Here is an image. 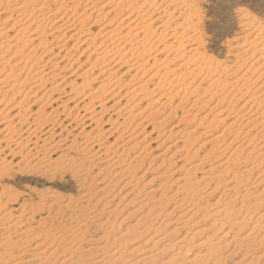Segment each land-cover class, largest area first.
I'll list each match as a JSON object with an SVG mask.
<instances>
[{"label": "bare ground", "instance_id": "6f19581e", "mask_svg": "<svg viewBox=\"0 0 264 264\" xmlns=\"http://www.w3.org/2000/svg\"><path fill=\"white\" fill-rule=\"evenodd\" d=\"M99 1H101V0H99ZM112 1H115V0H112ZM116 1H115L116 4L114 3L115 6L111 7L112 10L109 9L104 14L103 10H105V8H107L108 4L111 3L110 0H107L106 3H103L100 6H97L99 4H96V6H95V3L96 2L98 3V0H0V27H1L0 28V89L4 88L5 86L8 87L7 90H5L3 92H1V90H0V94H2L1 99H0V105L1 106L3 105V108L0 110V185L2 184L3 177H5V175H7V173L9 172L7 169L5 170V167H6L5 158L3 157L5 155V153H7L8 155H15L14 157L13 156L12 157L16 158L17 155H21L23 153V151L26 150L27 151L26 157H28V159L31 158L27 164L33 163V165L35 167H37L36 169L39 168L40 170H44V171H49L52 169L55 170L54 168L59 167V165H57V164H59L58 161L61 160V158H63V161H59V162H62L64 168L70 170L71 173L76 175L78 177V179H80L84 183V185L87 184V180L90 181V183L88 185L89 189H88L87 196H85L81 201V203L85 206H81L79 208V210H82V212H84V214L89 216V217L92 215L91 220L93 218H96V217L97 218L102 217L105 210H107L109 208V205H111L113 203V199H115L117 194L120 193V190L114 196H112L110 198H109V196L112 195L111 192H114L113 188H115L116 182H118V181L121 182L120 178H122L124 176H126L125 177V183L123 184V186L120 189L122 190L124 188V186L125 187L127 186L129 192H127L123 197H121L118 202L121 203V201L124 200L123 198H125V196L127 197V195L131 194L129 196L133 195L132 201L126 205H132L136 201L137 202L139 201V196H142L141 195L142 191L137 190V188L139 187L137 184H138V181L140 179H142L144 177V175L147 173L146 171H148L150 168L148 167L143 172V174H141L139 177L136 176L137 175L136 173L138 172V169L143 166L142 164H144V161H145V158L147 155V154H144L145 153L144 151L148 150V148H146V146H148V147H150V146L149 145L143 146L141 148V152L139 154L135 155L131 160H129L128 163H126V161L129 159L128 155H130V153L133 150L134 151L137 150L138 147L141 145V142L147 138L144 136L145 137V138L143 137L144 139L142 138L141 140L137 141L139 134H142L143 132H145V129H146V128L141 129V130H143V131H140L142 133H140V132L136 133L135 132L136 128H138L140 124L141 125L143 124L142 122L137 123L134 126V128L130 127L131 123H133L134 120L138 119V117L140 118V116L143 115L144 111L138 110L137 109L138 104H136V105H133V107L127 113H125L124 117L121 116L122 111H120V110H118V112L115 113L116 115H118L117 117L120 118V116H121L122 120H123V122L120 125L118 124V127L116 128L117 132H121V133L118 136V139L116 138L117 140H115V143H117V141H119L121 138H123L124 134L127 133L126 130H128L129 133L131 130V134L128 133L129 135L126 136V139H125L126 142L123 144L121 143L120 145L117 146V148L116 147L114 148L115 143H113V147H111L112 144L110 145L109 143L108 144L110 146H106L107 142L104 140V134L105 133L102 131V129H103L102 126L100 127L99 126L100 124L98 123V121H100L102 119V117L96 118L97 115L90 116L88 118V120H90L91 122H94V124L96 122L99 125H96V127L93 130H91V132H89V133H84L85 132L84 130L82 132L80 131V133H82V135H83V136L81 135L82 140H83L82 143H79L76 140L78 138L77 137L76 139H72V141L69 143V145H66L65 139L67 140L68 137L64 138V140H57V138L55 136L56 131L54 129L58 128L57 127L58 124H56L53 121V118H54L53 115L57 116V118H58L59 115H57V113L59 112V110L62 109V113L69 116L72 114L73 111H75L77 109V104H76V107H74L70 110L64 104L63 106L55 108L54 110L52 109L53 111H51L49 113L46 112V110H47L46 108L48 106L51 107V106H53V104L55 102H57V101H51L52 96L54 95L53 93L54 92L56 93L57 91L60 93L62 91V90L61 91L59 90L58 84L55 85L54 87H52L51 90L49 89V90L45 91L43 93V95L40 96L39 99L35 100V98H34L35 94H37V92L40 91V88H43V85L49 84L50 82L51 83L54 82L55 81L54 79L57 77V76H54L51 73H49V71L47 72L43 68L39 69V67H37V65L41 61H43L44 55L43 56L42 55H36V52H38V50L41 48L43 50H47V49L51 48V50L49 52L48 51L46 53L44 52L45 56L51 55L53 53V49L57 48L59 43H61L60 41L64 40V39H67V41L74 39L76 42L83 41V43H85V44L88 42H91V44L89 43L90 44L89 46H91V45H93L92 43L97 40V37L95 35H99V37L101 39L103 38L102 42H107V43L103 49H101L102 43L98 44L99 46L97 45L96 47H94L93 52L96 54V57L94 58L95 62H99L102 64V62L109 60L110 61V63L108 61L109 64H111V62L114 61V63L116 62L115 65H117V66L122 65V67H123L124 65H126L128 68L126 72L127 73H131V72L134 73L133 81L137 79V76H138L137 73H139L141 68H143L145 65H147V64L149 65V63H151L152 64L151 67L156 68L155 73H153L146 81H144V83H140L139 85L134 86L135 88L131 89L127 93H125V96H127V95L130 96L131 93H134V94L137 93L138 94V93H142V92L144 93L145 92L144 96L146 97V95H145L146 93L148 96L150 94L157 93L156 91L159 90L160 87L158 89H155V87L158 84L154 87V90L152 89V91L150 90L147 92V87H148L150 81L153 78H155V76H157L158 73L161 74L159 79L161 80L162 85L161 84L160 85L162 87H164L165 85L168 86L164 91L168 92V90H170L169 92H171V91L176 92L177 90H180L179 88L182 85L180 83V80H179L180 76H183L182 79H184V80L181 81L183 83L184 81L187 80V78H191L193 76V74H195L194 77L196 80V77L198 76V74H202V72H203L200 70L201 73L197 74V72H200V71L196 72L195 71L196 68L194 65H192V66L188 65L189 64L188 62L191 59H193L195 52L192 53L190 50L186 51V50L182 49L185 47V45H184V47H182L183 45L181 46L180 43H183V41L184 42H186V41H185V39L183 40L184 36H183L182 32H181L182 35L177 34V28H175V27H174L175 28L174 30L172 29L174 31V34L176 32V34L178 35L177 36L175 34L176 35L175 41L180 42L179 44L182 47V48H180V49H182L181 51L179 50V47H178V50H176L175 52L178 54V56L180 54L181 58L187 59L186 60L187 62L185 63V60H184V62L182 64H179L178 67L177 66L172 67L173 65H171L172 62L170 60L167 61L166 58L165 59L159 58V55H158L159 52H157L159 47L161 46V44L167 43V39L172 38V37H170L171 35L169 33H164V30L168 27V25L166 27V24H168L170 22L168 19L169 18L171 19V17H172L171 14H170L171 17H169V15H167L169 18L168 17L166 18V20H168L169 22L166 20L164 23L160 22L162 24L159 27H162L163 31L161 30V32H159L160 28L158 26L156 27L157 18L152 20L153 18L151 16V15H155V14L151 11L152 14H150V15H148V17H146V13L148 12L147 9H150L151 7L150 8L148 7L146 9L147 11L145 10V13H143V8H145L144 3H146L145 1H148V0H145L144 3L141 5H140V0H116ZM153 1H151V2H153ZM157 1L158 0H155L153 4L155 5V3H157ZM151 2H149V3H151ZM162 2H160V3H162ZM125 3H127V5H128L127 7H129V9L127 7H125V8L123 7ZM147 4H148V2H147ZM150 6H151V4H150ZM156 6H158V5H156ZM108 7L110 8V6H108ZM158 7L160 8V5ZM154 8H155V6H154ZM126 9H128L127 13L123 14L124 13L123 10H126ZM164 9L165 8H163L161 10H163V13L165 14V12H167V11ZM154 10L156 11L158 9H154ZM101 12L104 14L102 17L104 19H106V15H108L109 13H116V14H123L124 15V18L122 20H120L119 23L116 25L117 28L119 29V31L117 29L114 30L115 29L114 28L113 32H112V30L109 31L110 33H107L108 31L105 32L106 30H104L103 28H106L107 26H109V24L111 22V21H108L107 23H105L107 26L104 25V27H101V29H99V31L94 35L95 37L87 36L86 34H88V32H89L88 29L90 28V26L92 27L94 24H99L97 22H99L102 19L94 18V21H92L93 23L91 22L92 25L89 23L90 26L87 29L85 28L84 21L90 20L93 15H97L95 17H98L99 16L98 14L102 15ZM179 15H181V14H179ZM161 16H163V15H161ZM116 17H117V15H116ZM100 18H101V16H100ZM158 18L160 19L159 15H158ZM187 19H189V18H187ZM110 20H112V18ZM115 20H117V19H115ZM183 20H184V18H183ZM112 21H114V20H112ZM82 23H83V26H80L79 28L76 26V25H80ZM171 23H172V21L170 22V24ZM112 25H113V23H112ZM179 25H180V23H179ZM179 25H178V28H179ZM188 26H190V25H188ZM60 31L63 34L59 33ZM11 32H14V33H12V35H8ZM184 32H185V30H184ZM261 32L255 36L253 35L252 39L249 38L250 34L244 35L245 37H243V39H242L243 40V43H242L243 47H241L242 46L241 45L240 48H238L239 50L241 49V51H242V52L239 51V53H241V56H235V58L237 57L238 59L239 58L244 59V57H242V56L248 54V52H251V54H250L251 56H248L249 58H246L244 60L240 59L241 61H239L236 58L237 61L241 62V64H240L241 66H239L240 67L239 70L241 71V69H243V73L240 74L239 76L236 75L238 77L235 78V80L232 79L233 81H231L229 83L227 81L228 75L230 76V74L232 72L227 70L228 68L225 67V68H223V70L226 69L225 70L226 73H224L223 70H222V73L226 75V78L224 77V79H223L224 81L222 82V80H221L222 78L220 77L221 78L220 83L218 80V83H219L218 85H223V87H222L223 89H219L221 87L218 86V89L220 90L219 94H223V93H221L223 90L224 92L227 93L225 96L231 95L230 97L232 98V100L234 98H236L235 97L236 95H240V97H237V100L235 99L236 101H234L233 104L229 103V105L226 106L224 109L222 108L223 110L221 108L219 109L218 113H216L217 114L216 116L217 117L223 116L224 117L223 119H214L213 118V120L215 122H212L213 120L211 121V123L215 126L214 127L212 124H210V126L212 125L213 127L212 126L211 127L214 128L213 130H211V133H212V131L217 132L219 126H221V125H225L224 129L221 132L218 131L217 133L215 132L213 134L208 132L211 135H209V136L206 135L207 137L205 136V138H209V139H207V140H209V141H207L209 144H212V146H216V151L215 150L214 151L216 153L218 152L220 155V156L218 155L219 156L218 158L221 161L219 162V160H216L217 157L214 156L216 158V159L214 158V160H216L218 163L216 164L215 168L212 167L209 169V172L211 174H213L212 172H214L216 174H213L211 176H202L201 179H195V180L192 179L193 177L191 178L189 175V174H191L192 176H193V174L196 175V173L199 172L202 169V167H204L205 162H203V160L207 161L205 159L209 158L207 156L210 152L208 154L206 153L207 155L202 158V161L196 162L195 164L191 165L187 169H184V166H181V167H175L174 169L172 168V170L170 171L169 167L174 166L175 162L171 163V160H172L171 158L170 159L168 158L167 161L162 160L161 165L164 163H167L168 170L166 169V171H164L163 173H158L156 175V177H155L156 179L162 180L161 183L159 184L158 189L159 188H161L163 190L164 189H171L173 186L179 185L177 188V191L175 193H173V195H171L170 197L169 196L167 197V196L162 195V194L160 196H157V195H155L156 191L153 190V188L152 189L150 188V189H148V191L146 193H144L143 198H142L143 200L139 201L140 204L137 206V209H132L131 212L128 213V217H131L132 215H139L138 219L135 222V225L129 227V229H128L129 232L135 231L136 228L140 225H145V227L142 228V230L137 233V235L134 239L137 240L139 238L144 237L146 234L150 233V236H148L146 238V241H142L140 244H138V246L135 249L123 250L124 248H126L125 246H127L129 244V241L125 240L126 234H120V235H118V237L110 238V233H109L110 231H105V233H103L102 236L99 237L98 239L90 240L91 238L89 239L86 237L87 234H89L88 233L89 228L86 229V230H88L87 233H83L85 231L82 232V229L85 227L80 228L81 225L77 227L78 229L70 227V229H66V228L62 229L61 228L62 230L56 231V228H55L56 232L54 233V235H52V237H53L52 239H54L55 242H57L58 240H60V241H58L59 243L57 245H54L55 250H52L51 252L48 251V248H51L49 246H52L51 243H54V242H51L50 243L51 245L47 244V248L44 247L40 253H46V254L48 253V255L47 256L45 255L46 256L45 258L43 257V259H40L37 255L30 256V254H28V253H31V250L36 251L37 249H40L44 245V243L46 244L47 241H45V240L41 241V242H44V243H42V245L37 244L32 249L33 245L31 247L28 245V243L30 242L29 239L33 240L32 238H30V236H29V239L27 238L29 241L26 239V242H23L22 239L20 241H18L20 238L19 239L14 238L15 236L13 235L14 236L13 237L11 235L13 233L9 234L10 231L12 230L11 228H13V227L19 228L20 227V230L17 232L23 238L26 237L25 235L28 232L29 226H26V224H25V226L22 225L23 223L21 222V219H19L20 217L23 216L22 215V216L17 218L20 221L17 220V221H13L12 223L7 224L6 225L7 227L3 228L4 232H2V233L0 232V264H31V262H33V260H35L33 257H36L40 261H42V262L38 261L39 263H36V264H91L92 263L91 257H93L95 259L94 264H153V262H154V257L152 256V255H154V254H152L154 251L153 248H156L158 246V243L161 242L163 239H165V237H167V236H164L161 238L159 237V239H157V241H156L155 240V238H157L156 233L158 234V232H161L162 229H165V227H162L163 224L171 218V216L174 212L178 211L180 213V211H181V213H182V210H184V212H186V214H187V211H189V213L186 216H188L190 214V212H192L191 215L189 216L190 220H191V218H193L194 216L199 214L200 209H198L197 211L195 210V212H194L192 210V208L197 207L196 205L204 200V197L201 195V193H199V191L202 190L206 185V184H204V181L205 182L208 181L206 183H209V182L212 183V181H214L215 179H220L221 177H225V175H222L223 174L222 172H224L225 170L227 172L228 167H230V166H231V168H233V166L238 167V165H236V164H239L241 166L242 164L255 162V164H253L250 168L248 167L249 169H245L243 172H240V173L234 172L235 174L232 176V178H234V180H236V179L239 180V182H236V184L239 185V187L240 186L247 187L246 189L244 188L245 194L240 196V197L235 195V197L232 200L230 199L231 200L230 202L228 200L227 204H225V205L222 203H221L222 204L221 205L220 204L221 201H217L216 203H214L215 207L218 206V208L216 209L217 211L215 210V213L216 214L218 213L219 216L221 214L220 212L224 213L225 216H227V217H231L236 212L238 214L240 212L242 213L244 210L247 212L249 210H251V208H249L250 206H248L249 204L247 206L245 205V204H247L246 200L248 201L251 197L254 196V194L250 193L249 191L251 188H257L259 185L262 184V182H264V168L260 167L264 163V157L262 158V156L264 155V32L263 33H261ZM174 34H172V36ZM251 34H252V32H251ZM106 36H108L107 38H109V39H107ZM104 38L106 41H104ZM193 42H191V43H193ZM83 43H81V44L83 45ZM75 44L77 45V43H75ZM65 45H66V43H65ZM167 45L164 47L165 50L169 46V45L168 46ZM73 46L74 45H72V50L74 49ZM80 46H78V47H80ZM58 49H60V48H58ZM61 49H62V47H61ZM63 49H64V47H63ZM167 49H169V47ZM24 50H29V51L27 52V54H25V53H23ZM69 51L66 53L68 54ZM41 53H42V51H41ZM44 53H42V54H44ZM196 54H199V53L196 52ZM180 57H178V58L180 59ZM198 57H196V58H198ZM53 58H55V57H53ZM200 59H202V58H200ZM48 61L51 62V58H49L46 62H48ZM195 61H198V60H195ZM208 61L209 60L207 59V63H208ZM217 63L215 64V67H217L216 66ZM247 63H249L248 68L245 67V65ZM211 64L213 65V61L211 62ZM56 65L58 66V64H56ZM113 65H112V67H113ZM206 65L208 66V64L205 63V66L203 65L202 67L205 68ZM222 65H224V64H222ZM221 66H220V68H222ZM211 67H213V66H211ZM236 67L237 66H235V68ZM239 67H237V68H239ZM56 68H58V67H56ZM110 68L108 70L105 69V72L103 71L106 74L110 73L109 76H107L108 77L107 80L109 82L112 81V79L117 74V70L114 71L113 73H111L110 71H112V70H110ZM113 68H115V67H113ZM119 68L121 69V67H119ZM206 69H208V71H207L208 73L211 71L213 72V71L217 70L216 68H210V69L205 68V70ZM214 69H216V70H214ZM229 69H230V67H229ZM118 71H119V69H118ZM194 71L196 73H194ZM103 72H102V74H104ZM126 72H124V74ZM145 72H147V71H145ZM145 72H143V74ZM207 72H206V74L203 72L205 76L207 75ZM236 72H238V71L235 70V73ZM258 72H260V74L258 76H256L255 74H257ZM177 74L179 75V77ZM196 74H197V76H196ZM217 74H218V72H217ZM217 74H216V76H217ZM220 74H221V72H220ZM220 74H218V75H220ZM209 75L212 76L211 74H209ZM234 75L235 74H233V76ZM166 76H171L172 79L169 82H167ZM81 77H79V78H81ZM184 77L186 78V80ZM198 77H200V76H198ZM217 77H219V76H217ZM202 79H204V78H202ZM107 80H105V81L103 80V83L101 84V86H99L98 89L93 91L94 92L93 94L90 93L87 97H91V100H93L94 95H96V94L98 95L99 92H101L103 94L104 89L106 88V86H108V83H109V82H107ZM160 80H158L159 83H160ZM165 80H166V83H165ZM29 81H31V83H28ZM90 81L94 82L92 80H90ZM191 81H193V79H191ZM191 81H190V83H192ZM210 81H211V79H210ZM215 81H216V79H215ZM115 82H117L118 85L120 86L122 83L121 78H118V80H115ZM130 82H132V79ZM27 83L30 85L26 88V91H24V89H25L24 87L27 85ZM71 84H73V83H71ZM110 84H111V82H110ZM184 84H186V83H184ZM187 85H190V84L187 83ZM73 86L71 85V87L74 90ZM78 86H80V85H78ZM81 86H82V88L85 87V86H83V84ZM125 87H128V85ZM72 88H71V91L74 92L75 90L73 91ZM121 88H122V86H121ZM197 89H199V88H197ZM218 89L215 90L216 93H217ZM77 90H79V89H77ZM63 91H64V89H63ZM63 91L61 94L64 93ZM164 91H163V93H164ZM159 92H161V91L159 90ZM185 92H187V91L185 90ZM185 92H184V94L186 95ZM192 92H190V93H192ZM195 92L196 91H194V94H195ZM101 93H100V95H101ZM175 94L177 95V92ZM205 94H206V91H205ZM169 95H170V93H169ZM169 95L167 94L166 97L167 98L170 97V99H171L172 97ZM18 96H19V98H18ZM68 96L69 95H67V98L69 99ZM116 96H118V95L115 93L114 97H116ZM150 96H152V95H150ZM161 96L164 97L163 95H161ZM218 96H220V95H218ZM46 97H49L50 99L47 98L46 102L42 106H40L35 111H31L32 108H29V107L37 105L39 102L43 101V99ZM135 97H137V96H135ZM16 98H18L19 100ZM32 98H34L33 99L34 101L32 103H30ZM60 98H62V97H60ZM75 98H76V96H75ZM210 98H212V97H210ZM131 99H132V97H131ZM131 99H130V97L128 98V100H130V102H131ZM159 99H161V98L159 97ZM183 99H186V97ZM225 99L226 98L222 97V96L218 97L217 101L219 103H218V105L215 106V108L216 107L218 108L219 105L221 104V102H224L223 100H225ZM56 100H58V99H56ZM168 100H169V98H168ZM156 101L157 100L152 102V105L157 103ZM231 101L229 99V102H231ZM169 102H171V100ZM194 102L192 104H194ZM197 102H198V104L195 102L194 105L195 106L200 105V107H201V104H202L201 102H203V101H201V100L199 101V98H198ZM208 102H210V101L208 100ZM208 102H206V103L208 104ZM225 102H226V100H225ZM206 103L203 104L204 109L207 106ZM25 104L26 105L31 104V105H29V107L25 108L24 107ZM116 104L117 103H115V105ZM215 104H217V103H215ZM227 104H228V101H227ZM126 105H127V103H126ZM177 106H178V104H177ZM177 106L176 107L174 106V107L178 108L179 106L178 107ZM101 107H105V106L102 105ZM110 107H109V109L112 110ZM14 109H18V112L15 115H12L11 113L14 111ZM105 109H106V107H105ZM190 109H192V108L190 107ZM198 109L201 110L199 108V106H198V108L196 106V110H197L198 114H200L199 112H201V111H198ZM103 111H104L103 113L106 114L105 110H103ZM189 112H187V113H189ZM208 112H210V111H208ZM59 113H61V112H59ZM155 113H158V109H156V111L154 113H150L144 117H146V119H147L148 117L153 116ZM170 113H171V111H170ZM187 113H185V114L187 115ZM207 114L203 118L201 117V119L199 121L201 122L202 119L206 120V117L209 115V114L208 115ZM194 115H197V114H194ZM19 117L21 119L17 120V118H19ZM25 117H26V119H25ZM217 117H215V118H217ZM76 118H77V116H76ZM185 118L187 119V117H181V121L184 120V122H186L188 119L185 121ZM192 118H194V116ZM146 119L144 118V120H146ZM193 120L195 121V118ZM193 120L192 119H191V121L188 120L190 122V123L188 122L190 124L189 126H191V122L194 123ZM161 121L159 123H157V125H159L158 126L159 128L161 125H164L163 124L164 121L163 120H161ZM91 122H90V124H91ZM82 124H83V122H82ZM90 124H89V126H90ZM106 124H104V125H106ZM152 124H153V126L156 125L152 122L147 124V125H152ZM186 124H187V122H186ZM237 124H238V128L235 129L234 127ZM110 125L112 127L113 124H110ZM201 125H202V123H199L197 128H195V127L189 128L188 127V130L183 132L182 136L180 138H178L179 140L176 139L177 141H175L171 146H169L166 149L170 150V148H173L178 144H182L180 149H177L175 147L177 150H175L173 152V156H175V155L177 156V154H179L180 152L185 151L186 154L184 155L183 160L188 162V158H189L188 154H190V153H188L189 152L188 151L189 146H193V143L189 144L190 140H192L193 142L199 140L200 134H198V136L196 134H197V130L202 127ZM208 125L209 124H207V126ZM67 126H70V123ZM195 126H196V124H195ZM207 126H205V127H207ZM154 127L156 128L157 126H154ZM154 127H153V130L155 129ZM47 128L49 130L47 132H45ZM207 128L209 129L210 127H207ZM233 128L235 129V131H233ZM52 129L54 130V132ZM68 129L63 128L61 132L66 131ZM173 129H175V127L171 128L170 130L165 132V134L163 133L164 136L167 135V137H168V138L166 137L165 140H168L170 137L177 135L176 132H175L176 135L173 134ZM116 130L114 131V133L116 132ZM158 130L159 129L157 128V132H158ZM181 130L178 132H181ZM206 131H207V129H206ZM70 133L71 132H69V134ZM111 133H113V132H111ZM40 134L42 137V141L39 140V143L41 141L42 145H39L37 142L39 139L38 135H40ZM201 134H203V133L201 132ZM228 134L233 135L232 140L230 142L229 141L227 142V140H226V136ZM29 135H33V138L36 137L37 141L35 143L31 142V140L28 139ZM46 135H49V136H46ZM52 135H54V136H52ZM60 135H61L60 133H59V135L57 133L58 137ZM77 136H78V134H77ZM146 136H147V134H146ZM108 138L109 137H106V139H108ZM120 141H122V140H120ZM134 141H136V142H134ZM163 142H164V139H163ZM163 142H161V143L163 144ZM131 143H132V145L130 147H128V145H130ZM142 144H143V142H142ZM150 144H152V143H150ZM95 145L98 147L97 148L98 151H101L103 153V156H102L103 158H101V156H98V152L94 151L95 153H92ZM202 146H203V144H202ZM62 147H66L65 149L68 153H69V151L73 152L72 155L74 157L73 158L70 156L66 157L64 155V156L57 158V160H51L50 159L51 155L54 153H57L59 150H62ZM28 148H30V150ZM119 149H121L122 151L118 155L117 152L119 151ZM200 150H201V147L197 148L195 150V152L192 153V157L194 154H197ZM214 151H212V154L215 155V153H213ZM61 154H63V153H61ZM227 155H229V157L226 158ZM157 157L158 156L153 157V158L150 157L151 159L149 161L151 162V164L153 163V160L156 159ZM223 157H225V159ZM94 158H95V161H94ZM182 158L178 159V161H176V162H180L182 160ZM97 159L98 160L100 159L99 162L97 161ZM22 160H23V158H22ZM189 160H190V158H189ZM208 161H209V159H208ZM212 162H214V161L212 160ZM101 163L104 164L105 166H104V168H102L101 171H99L98 176L101 177V175L106 173L102 179L100 178L102 180V183H103V181H105V182L103 184V187L101 186L102 188L95 190L96 192L95 191L93 192L90 187L92 186V184L95 183V181H97L98 176L96 175V177H92L93 174L91 173V171L93 172V170L96 167H98L99 164H101ZM132 163H137V164L132 166ZM87 164H89V165H87ZM123 165H124V167H123ZM248 165H250V164H248ZM148 166H150V165H148ZM221 167H224V168L226 167V168L225 169L222 168L224 171L221 170L222 172H220L219 168H221ZM158 168H160V167L158 166ZM158 168H156L154 170H158ZM217 170H219V171L217 172ZM232 170L234 171V168L231 169V171ZM191 171H194V172L190 173ZM205 173H203V174H205ZM109 176L112 177L111 180L106 181V179ZM173 176H176V177H173ZM232 178H231V182H232ZM254 178H255V180L252 181ZM169 179H172V180H170L171 181L170 185L167 184V181ZM151 180H153V179H151ZM134 181L136 182V184L132 185V182H134ZM149 182H150L149 184H151L152 181H149ZM224 183L229 184L228 182H224ZM97 184H100V183H97ZM209 184H207V185H209ZM225 184H224V186H225ZM104 185H105V187H104ZM117 185H118V183H117ZM203 185H204V187H201ZM216 185L221 186L222 184L216 183ZM233 187H236V189H237V186H233ZM233 187H231V188H233ZM231 188H229V189H231ZM141 189H143V187ZM214 189H216V191L219 190L218 187L214 188ZM236 189H234V190H236ZM241 189H242V187H241ZM238 191H240V190H237L235 192L238 195H241L240 194L241 192H238ZM4 192H6V191H4ZM3 193H0V195ZM177 193H179L182 196L177 195ZM236 193H234V194H236ZM99 195H101V196L99 197ZM259 195H261V194H259ZM53 196H51V197H53ZM93 196L97 198L94 201V203L91 202V197H93ZM42 197L43 196H41V198ZM47 198H49V197H47ZM220 198H221V196H220ZM254 198H255V200L257 199L256 196ZM261 198H262V195H261ZM49 199H51V198H49ZM174 200H176L175 201L176 204L174 202V206L170 209L169 205H171V202ZM0 201H1V199H0ZM41 201L43 203L44 200L41 199ZM53 201H54L55 205H50V204H53V202L47 204V206L49 205V207L47 208V213H48L47 215L50 216V213H52V214L55 213L54 216L50 217L51 218L50 220L48 219L49 221L52 220V222L55 223V220H57L58 215H60L59 213L62 212V211L60 212V210H62V208L70 209V211H71L70 213H72V215L74 217V215H75V214H73L74 208H72L70 206L71 204L69 205V203H67L68 205L66 204V206H67L66 207V206H62L61 204H57L58 203L57 198H55ZM259 201H262V199ZM42 203H39V204H42ZM249 203H250V201H249ZM260 203H261V206H263L262 205L263 201L259 202L257 204V200H256V204L253 207L258 208L260 206L259 205ZM99 204L101 205L100 211L98 209H95L96 207H98ZM117 205H119V204H117ZM117 205L115 208H113V210L110 211V214H108V217L106 218L104 223H102L100 225L98 224L100 228H102V229H107V228L113 229L114 228L113 224L115 223V220L112 222L111 225H109V222H110L109 217H111L110 216L111 214L116 216L117 214L120 213V211L117 210V207H118ZM44 206H46V204ZM219 206H220V208H219ZM223 207H225V208H223ZM41 209H42V207H41ZM190 209H191V211H190ZM44 210H46V209H44ZM185 210H187V211H185ZM30 211H31L30 212L31 218L29 216L28 220H32L33 218L35 219L34 216L39 214L40 211H42V210H40V209L38 210V207H35V209H33L31 207ZM204 211H206V210L204 209ZM255 211H257V209ZM255 211H252L250 214H254ZM75 212H76V210H75ZM247 212H246V214H249V212L248 213ZM183 213L181 214V216L179 215L175 219L177 222L182 220ZM215 213L213 212L214 215H215ZM80 214H81V212H80ZM184 215H185V213H184ZM211 215H208V216H211ZM245 215L243 217H245ZM9 216H8V214L4 213L0 217V221L8 220L10 218ZM83 216L80 215V217H83ZM235 216L237 217V215H235ZM250 216L253 218V215H249L248 220L245 217L244 221H240L237 223L235 222L234 225H236V227L240 226L243 228V226L245 225L246 222L250 223V221H252L251 220L252 218ZM73 217L70 216V218H73ZM75 218H77V217H75ZM83 219H85V218H82V220ZM87 219H88V217H87ZM26 220H27V218H26ZM124 220L125 219H123V222H124ZM255 220L256 221L253 222V226L251 227V232H249L247 234L245 233L246 235H243V237L240 236L241 238L239 237V239H237L238 237H236V234H235V238L238 241L233 237L229 241H227V243L224 244V245H226L225 248H227V246H230V244H232V242L235 243L237 241L238 244L237 243L235 244V246L237 245L236 246L237 248H235V249L236 250L240 249L239 253L242 251L241 249L243 247L246 248V249H244L245 251L242 254L243 258L238 262L236 261L237 263L235 262L234 264H242V263H244V264H258V263L264 261V249H262V250L259 249L260 247L263 246L262 243L264 242V230H263L264 212L261 215L257 216V219H255ZM159 221L161 222V224L157 223L158 226H155L153 228L154 223L159 222ZM186 221H188V219ZM43 223H46V222H43ZM228 223H229V221H228ZM187 224H188V222H187ZM187 224L184 223V225H187ZM84 225H86V228H87V224L84 223ZM164 225H166V224H164ZM192 225L194 227L198 226L199 222L197 221L194 224L192 223ZM58 227H60V226H58ZM61 227H63V225H61ZM244 228H247V227H244ZM177 229L174 228L172 230V233L169 232L168 235L175 233ZM190 229H193V227H191V228L189 227V230ZM30 230H31V228H30ZM50 231H48V232H50ZM229 231H228V233H229ZM47 233H46V236H47ZM197 233H196V235H198ZM27 235H29V234H27ZM37 235L39 236V234H37ZM224 235H226V234H224ZM38 236H36V237H38ZM36 237H34V238H36ZM44 239H46V238L44 237ZM52 239H51V241H53ZM179 243H180L179 241H175V243H173L172 246L173 245L179 246ZM85 244L86 245L91 244V246L94 248L92 249V247H91L87 250L83 249ZM27 246H29L30 248L26 249L25 247H27ZM214 248H215V245L209 244L207 249H206V253H204L203 256L200 255V256H196L195 259H189L187 261V263L188 264L189 263L196 264L198 262V263L203 264V262L208 263L210 261V262H212L210 264H225L227 262L226 260L228 259V255H227V257H226V255H225V257L222 256L223 257L222 258L221 255H219L220 249L219 248L214 249ZM249 248H251V249H249ZM142 249H144V250L141 251ZM181 249H183V247H180V250ZM188 250H189V248H188ZM162 251L166 252L165 249L161 250V252ZM246 251H248V252L252 251V254H253L251 259L247 260V261H245V258H244V256H246ZM138 252H140V253H138ZM136 253L139 254L136 259L131 260L128 258L131 255L133 256ZM230 253H232V251ZM230 253H229V255H231ZM244 253H245V255H244ZM247 254H250V253H247ZM25 255L29 256V258L26 260H24ZM175 257H178V256H175ZM173 258L169 260L172 263L174 262ZM169 261H168V263H169ZM34 262H36V261H34ZM161 264H167V262H162Z\"/></svg>", "mask_w": 264, "mask_h": 264}, {"label": "rangeland", "instance_id": "374dc122", "mask_svg": "<svg viewBox=\"0 0 264 264\" xmlns=\"http://www.w3.org/2000/svg\"><path fill=\"white\" fill-rule=\"evenodd\" d=\"M111 1L112 0H110V2ZM115 1H112L111 3L108 4V6H110V8L107 6V8H105V10H103L104 14L109 9L112 10L111 7H114L116 2H117V1L116 2ZM144 1L145 0H140V5L143 4ZM151 1H153V0L145 1L146 3H144V7L145 8H143V13H145V10L148 7L149 8L151 7L150 9H147L148 12L146 13V17H148V15L152 14V12H153L155 15H151L152 18H153L152 20L157 18L156 27L157 26L158 27L161 26V24L165 22L166 18L168 17L167 15H169V17H171V16L173 17V18L171 17V19L168 17L169 18L168 20L170 22L172 21V23L170 24V22L168 20H166L169 23L166 24V27H167V25H168V27L166 29L164 28L165 29L164 33H169L171 35L170 37H172V38L167 39V43H163L159 47V49L157 51V52H159L158 53L159 58H161V59H165L166 58L167 61L170 60L172 62L171 65H173L172 67H174V66L178 67L179 64H182L184 62V60H185V63H186L187 59L181 58L180 54L178 56V54L175 52L176 50H178V47H179L180 51L182 49H184L186 51L190 50L192 53L195 52V54H194L195 58L193 57V59H191L188 62L189 63L188 65H190V66L194 65L195 68L197 69V70L195 69L196 72L201 70V71H203L206 74L208 69L205 70V68H209V69L210 68H216L217 69V70L214 69L216 71H213V72L212 71L209 72V73L207 72L206 76L204 75L203 72H202V74H198V73H201V71L197 72L198 76H200V77H198L197 74H196V76H197L196 80H195V77H194L195 74H193V76L191 78H187V80L184 77L186 81H184L183 83L181 82V81L184 80V79H182L183 76L179 77V75L177 74L178 77L180 78L179 79L180 83L182 84L181 87L179 88L180 90L176 91L177 95L175 94L176 93L175 91L169 92L170 90H168V92L166 91L167 93L164 91L168 86L167 85H165L164 87L161 86L162 85L161 84V80L159 79L161 74L158 73L159 76L158 75L155 76V78H153L150 81V83H149V85L147 87V92L150 91V90L152 91V89L154 90V87L157 84L158 85L155 87V89H158L160 87L159 90L161 92H159V90H157L156 91L157 93H155L156 95L154 93H153L154 95L150 94L152 96H150V95L148 96L147 93H146L145 94L146 97L144 96L145 92L144 93L143 92L142 93H138V94L137 93L136 94L131 93L130 96L129 95L125 96V93H127L129 90L135 88L134 86L139 85L140 83H144V81H146L153 73H155V69L156 68L151 67L152 66L151 63H149V65L148 64L145 65L143 68H141L140 72L137 73L138 74L137 79L133 81L134 73H132V72L131 73H127L126 71H127L128 68H127L126 65H124L123 67H122V65H120V66L118 65L117 66V65H115L116 62L114 63V61H112L111 64H109L110 63L109 60H106L105 62H102V64L99 63V62H95L94 58L96 57V54L93 52L94 47H96L98 44L102 43V48L101 49H103L104 46H106V43H107V42H102L103 38L101 39L99 37V35H95V34L99 31V29H101V27H104V25H106L105 23H107L108 21H111L113 23V25H112L111 22H110L111 25L110 24H109V26L106 25L107 27L103 28L104 30H106L105 32L108 31L107 33H110L109 31H111V30L113 32L114 28H115L114 30L117 29L119 31V29L117 28L116 25L119 23L120 20H122L124 18L123 14L127 13V10L129 9V7H127L128 6L127 3H125L123 7L124 8L127 7L128 9L123 10L124 11L123 14L109 13L110 15L109 14L106 15V19H104V18H102L104 14L101 12L102 15L98 14L99 18L95 17L97 15H93L91 17L92 20L90 19L88 21H84L85 28L87 29L90 26V24L92 25V23H93L92 21H94V18L102 19L99 22H97L99 24H94L92 27L90 26V28L88 29L90 33L88 32V34H86L87 36H91V37H95L96 36L97 37V40L92 43L93 45L89 46L91 44V42H88V43L85 44V43H83V41L76 42L74 39L68 40V41H67V39H64V40L60 41L61 43H59L57 48H54V49L52 48L53 49V53L51 55L45 56V53L47 51L49 52L51 50V48H49L47 50H43L41 48V49L38 50V52H36V55H42V56L44 55L43 61H41L37 65V67H39V69L43 68L47 72L49 71V73H51L52 75L57 76V77L54 79L55 80L54 82H52V83L50 82L49 84L43 85L44 89L40 88V91H38L37 94H35V97H34L35 100L39 99L40 96H42L45 91H47L49 89L51 90L52 87H54L55 85L58 84L59 85V90L63 91V89H64V91H63L64 93L61 94L62 91L60 93L57 91L56 93L55 92L53 93L54 95L52 94L53 96H52L51 101H57V102H55L54 103L55 105L53 104V106H51V107L50 106H48V107L46 106L47 107V108L45 107L47 109L46 112L49 113V112L53 111L55 108L61 107L64 104L70 110V109L76 107V104H77V109L75 111H73L71 115L67 116L66 114L62 113V109H61V110H59V112H61V113H59V112L57 113V115H59L58 118L55 115H53L54 118L52 117L53 121L56 124H58L57 125L58 128L54 129L56 131L55 132V136H56L57 140H64V138L68 137L67 140L65 139L66 145H69V143L72 141V139H76L77 137L78 138L76 140L79 143H82V141H83L82 140V136L83 135H82V133H80V131L82 132L84 130L85 131L84 133H89V132H91V130H93L96 127V125L100 124L99 126L100 127L102 126L103 129L102 128L101 129L105 133L104 134V140L107 142V144L105 143L106 146H110L112 144L111 147H113V143H115V140L118 139V136L121 133V132H117L116 128L118 127V124L120 125L123 122L122 117L125 116V113H127L133 107V105H136V104H138V108H137L138 110H140V111L143 110L144 111L143 115H141L140 118L138 117V119L134 120V122L131 123L130 127L134 128V126L137 123H141L142 122L143 124L142 125L140 124L141 126L139 125V127L136 128L135 132L139 133L140 131H143L141 129H145V128L146 129H145V132H143V133L140 132L142 134H139V137H138L137 141L141 140L144 136L147 137V138L144 141H142L143 144L141 142V145L138 147L137 150H135V151L133 150L130 153V155H128L129 159L127 158L128 160L126 161V163H128L129 160H131L135 155L139 154L141 152V148L143 146H145V145H149L150 146V147L146 146V148H148V150H145V151L143 150L145 152L144 154H147V155H146L144 164H142L143 166L140 167L138 169V172L136 173L137 174L136 176L139 177L141 174H143V172L148 167L150 168L148 171H146L147 173L144 175V177L142 179H140L141 181L140 180L138 181L137 185L139 187L137 188V190L142 191V193H141L142 196H139V201L143 200L142 198H143L144 193H146L148 191V189H150V188L151 189L153 188V190L156 191L155 195H157V196H160L162 194V195H165L167 197L168 196L170 197L171 195H173V193H175L177 191V188H178L179 185L173 186L171 189H164V190L161 189V188L158 189L159 184L161 183L162 180L156 179L155 178L156 175L158 173H163L164 171H166V169L168 170L167 163H164V164L161 165V161L162 160L163 161L164 160L167 161L168 158L169 159L171 158L172 159L171 163L175 162L174 166L169 167L170 171L172 170V168L174 169L175 167H181V166H184V169H187L188 167H190L191 165L195 164L196 162L202 161V158L205 157L210 152L211 154L209 153L208 156H207L209 158L205 159L207 161L209 159V161L207 162V161L203 160V162H205V163L207 162L206 164L204 163V167H202V169L199 172H197L196 175L195 174H193V176L191 174H189V175H190L191 178L193 177L192 179L195 180V179H201L202 176H211L213 174H216L214 172H212L213 174H211L209 172V169L212 168V167L215 168L216 164L218 163L216 160H219L218 157L220 155H219L218 152L217 153L215 152L216 151V146H212V144H209L207 142V141H209V140H207L209 138H205V136L206 135L209 136V135H211V134L216 132V131H214V132L212 131V133H211V130L214 129V128H212L214 125L211 123L213 118L214 119H223L224 118L223 116H220V117L216 116L217 115L216 113H218L219 109L220 108L224 109L226 106L229 105V103L233 104V102L237 100V97H240V95H236L235 96L236 98H234L232 100V98L230 97L231 95L225 96L227 93L224 92L223 90L221 92L223 94H219V92H220L219 89H223L222 88L223 85H218V84L221 82V80H222V82L224 81L223 80L224 77L226 78V75L222 73V70H223V68L226 67V68H228L227 70L232 72L230 74V76L228 75L227 81L229 83L231 81L235 80V78H237L240 74H242L243 73V69H241V71L239 70L240 69L239 66H241L240 65L241 62H239V61H241L240 59H242V58L238 59L236 57L239 60V61H237L235 56H241V53H239V51L240 52H242V51H241V49L239 50L238 48H240L241 45H242L241 47H243V44H242L243 40L242 39H243V37H245L244 35H247V34L249 35L250 34L251 36L249 35V38L252 39L253 35L255 36L258 33H260L261 31H262L261 33L264 32V0H158L157 3H155V5L153 4L155 0L153 2H151ZM106 2H107V0H101V1L98 0V3L96 2L95 6H96V4H99L97 6H100V5H102L103 3H106ZM147 2H148V4H147ZM149 2H151V3H149ZM160 2H162V3H160ZM150 4H151V6H150ZM153 5L155 6V8H154ZM156 5H158V6L160 5V8L158 6H156ZM163 8H165L164 10L167 11V12H165L166 15L163 13V10H161ZM154 9H158L160 12L158 10L155 11ZM160 14L163 15V16H161ZM170 14H171V16H170ZM179 14H181L182 16L179 15ZM116 15H117V17H116ZM158 15L160 16V19L158 18ZM100 16H101V18H100ZM111 18L114 21L110 20ZM183 18H184V20H183ZM187 18H189L190 20L187 19ZM115 19H117V20H115ZM160 22H162V23H160ZM179 23H180V25H179ZM178 25H179V28H178ZM188 25H190L191 27L188 26ZM76 26L79 28L80 26H83V23L80 24V25H76ZM174 27L177 28V34L178 35H182L183 34V36H184L183 40L185 39L186 42L183 41V43H180L178 41H175V36L177 34H176V32H175L176 35L174 34V31H173L175 29ZM159 28H160L159 32H161V30L163 31L162 27H159ZM184 30H185V32H184ZM181 32H182V34H181ZM251 32H252V34H251ZM12 33H14V32H11L8 35H12ZM59 33H61V31ZM61 34H63V33H61ZM172 34H174V35L172 36ZM108 36H106V38ZM107 39H109V38H107ZM104 41H106L105 38H104ZM64 42L66 43V45H65ZM191 42H193V43H191ZM75 43H77V45ZM81 43H83V45ZM179 43L181 44V46L183 45L182 47H184V45H185V47L182 48ZM167 44L168 45L170 44V45L168 46ZM72 45H74L73 46V48H74L73 50H72ZM166 45L169 47V49H167L168 48L167 47L166 50H165L164 47ZM78 46H80V47H78ZM61 47H62V49H61ZM63 47H64V49H63ZM58 48H60V49H58ZM180 48H182V49H180ZM28 51L29 50H24L23 53L27 54ZM41 51H42V53H44V52L45 53L42 54ZM68 51H69V53L67 54L66 52H68ZM196 52L199 53V54H196ZM250 54H251V52H248V54L243 55L242 57H244V59L249 58L248 56H251ZM53 57H55V58H53ZM178 57H180V59ZM196 57H198V58H196ZM49 58H51V62L48 61L49 62L48 63L46 61ZM200 58H202V59H200ZM207 59L209 60L208 63H207ZM244 59H242V60H244ZM195 60H198V61H195ZM108 61H109V63H108ZM212 61H213V65L211 64ZM205 63L208 64V66L210 64L211 65L209 67L206 65V67L204 68L202 66L203 65L205 66ZM216 63H217V65H216L217 67H215ZM56 64H58V66ZM222 64H224V65H222ZM112 65L115 68H113ZM211 66H213V67H211ZM220 66L222 68H220ZM235 66H237L239 68H237V67L235 68ZM248 66H249V63H247L245 65L246 68H248ZM56 67H58V68H56ZM119 67H121V69ZM229 67H230V69H229ZM109 68H110V70H112V71H110L111 73H113L114 71L117 70L116 76L112 79V81H110L111 84L107 80L108 79L107 76H109L110 73H108V74L104 73L105 69L108 70ZM118 69H119V71H118ZM234 69L236 71H238V72L235 73ZM225 70H223L224 73H226ZM145 71H147V72H145ZM195 71H194V73H196ZM102 72L104 74H102ZM124 72H126V73L124 74ZM143 72H145V73L143 74ZM217 72H218V74H220V72H221L222 75L221 74L218 75ZM209 74H211L212 76H210ZM216 74L219 77H217ZM233 74H235V75L233 76ZM259 74H260V72H258L255 75L258 76ZM236 75H238V76H236ZM79 77H81V78H79ZM166 77H167L166 78L167 82H169L172 79L171 76H166ZM118 78H121V82L123 83V84L121 83L120 86L118 85L117 82H115V80H118ZM202 78H204V79H202ZM214 78L216 79V81H215ZM131 79H132V82H130ZM191 79H193V81H191ZM210 79H211V81H210ZM90 80H92L94 82H91ZM103 80L104 81L107 80V82H109L108 86H106V88L104 89L103 94L101 92H99L98 95L96 94V95L93 96V98H94L93 100H91V97H87L90 93L93 94L94 93L93 91H95L96 89H98L99 86H101V84L103 83ZM158 80H160V83L158 82ZM218 80H219V83H218ZM190 81L192 83H190ZM28 83H31V81H29ZM28 83H27V85L25 84L26 86L24 87L25 88L24 91H26V88L30 85ZM71 83H73V84H71ZM165 83H166V80H165ZM184 83H186V84H184ZM187 83H189L190 85H187ZM82 84H83V86H85L86 84L87 85L82 88V86H81ZM71 85L72 86L74 85L73 87H74L75 91L73 90ZM78 85H80V86H78ZM127 85H128L129 88L125 87ZM121 86H122V88H121ZM218 86L221 87V88L218 89ZM7 88L8 87L5 86L4 88H2L3 90L2 89H0V90H1V92H3L5 90H7ZM71 88H72V90L74 92L71 91ZM197 88H199V89H197ZM77 89H79L80 91L77 90ZM161 89L164 91V93H163V91ZM216 89H218L217 93L215 92ZM185 90L187 92H185ZM194 91L197 92V93L195 92L196 95L194 94ZM205 91H206V94H205ZM184 92L186 93L187 96L184 94ZM190 92H192V93H190ZM100 93H101V95H100ZM115 93L118 96L114 97ZM169 93H170V95H169ZM66 94L69 95L68 96L69 99L67 98ZM167 94L169 96H171L172 98L170 99V97H168L169 98V100H168V98L166 97ZM161 95H163L164 97H162ZM218 95H220L222 97H225L226 98L225 99L226 102H225V100H223L224 102H221L219 107L218 108L216 107L217 108L216 109L215 106L218 105V103H219L217 101V99H218V97H220ZM1 96H2V94H0V99H1ZM75 96H76V98H75ZM135 96H137V97H135ZM60 97H62V98H60ZM129 97H130V99H131V97L133 99V100L131 99V102H130V100H128ZM159 97L161 99H159ZM185 97H186V99H183ZM210 97H212L213 99L210 98ZM18 98H19V96H18ZM18 98H16V99H18ZM34 98H32L30 103H32L34 101L33 100ZM47 98H49V97L44 98L43 101L39 102L35 106L29 107V105H31V104H28V105L25 104L24 107L25 108H27V107L32 108L31 111H35V110H37L40 106H42L46 102ZM198 98H199V101L200 100L203 101V102H201L202 103L201 107H200V105H196L197 108L199 106V108L201 109V110L198 109V111H201V112H199L200 114H198V112L196 110V106L194 105L195 102L198 104V102H197ZM56 99H58L60 102L58 100H56ZM229 99H230V101L231 100L232 101L229 102ZM155 100H157L156 101L157 103L152 105V102H154ZM170 100H171V102H169ZM208 100L210 102H208ZM227 101H228V104H227ZM193 102H194V104H192ZM206 102H208V104ZM115 103H117V104L115 105ZM126 103H127V105H126ZM204 103L207 104L205 109H204V105H203ZM215 103H217V104H215ZM177 104H178L179 107L177 106ZM102 105L105 106L106 109H105V107H101ZM174 106L175 107L177 106L178 108H175ZM109 107L112 110H110ZM190 107L192 109H190ZM2 108H3V105L2 106L0 105V110ZM156 109H158V113H155L153 116L148 117L147 119H146V117H144V116H146V115H148L150 113H154L156 111ZM103 110H105L106 114L103 113L104 112ZM118 110L122 111V113H121L122 117L120 116V118L117 117L118 115L115 114L116 112H118ZM170 111H171V113H170ZM186 111L187 112L190 111L191 113L190 112L187 113ZM208 111H210V112H208ZM17 112H18V109H14V111L11 114L15 115ZM185 113H187L188 116ZM194 114H197L198 116L194 115ZM206 114L208 115L206 117V120L202 119V121L200 122L199 120L201 119V117L203 118L204 116H206ZM92 115H97L96 118L102 117V119L100 121H98L99 124H97L96 122L94 124V122H91L90 120H88V118L90 116H92ZM76 116H77V118H76ZM193 116L195 118V121L193 120L194 118H192ZM214 116L217 117V118H215ZM20 117L17 118V120L22 118V117L21 118ZM181 117H187V119L190 120V121L192 119L194 121V123L191 122V126H189L190 122L185 118V121L187 120L186 121L187 124H186V122H184L183 119H182L183 121H181ZM141 118L143 120L145 118L146 120L143 121ZM25 119H26V117H25ZM161 120L164 121L163 122L164 125H161L160 128H159L158 127L159 125H157V123H159ZM82 122H83V124H82ZM90 122H91V124H90ZM151 122L156 124L154 126H157V127L155 128L153 126V124L152 125H147V124H149ZM212 122H215V121L213 120ZM69 123H70V126H67ZM109 123L113 124L112 127H111V125ZM199 123H202V125H201L202 127L197 130V134L196 135L198 136V134H200L199 135L200 138H199V140L194 141V142L192 140H190V143H189V144L193 143V146H189V150H188L189 151L188 153H190V154H188V157L190 158V160H189V158H188V162L183 160L184 159V155L186 154L185 151L180 152L179 154H177V156L176 155L173 156V152L175 150H177V149H180L182 144L176 145L175 147L177 149L175 147H173V148H170V150H167L166 148L171 146L175 141L179 140L178 138H180L182 136L183 132L188 130V127L189 128L190 127L197 128ZM89 124H90V126H89ZM104 124H106L107 126L104 125ZM195 124H196V126H195ZM207 124H209V125L207 126ZM210 124H212L213 126L211 125L212 126L211 127ZM204 125L207 126V127H210V128L208 129ZM153 127L155 128L154 130H153ZM173 127H175V129H173V134L174 135L177 134V135L176 136H172L173 138L170 137L168 140H165L167 135L164 136L163 133L165 134V132H167L168 130H170ZM224 127H225V125L219 126L217 132L218 131L221 132L224 129ZM63 128H67V129L69 128V129L66 130V131L61 132ZM157 128L159 129L158 132H157ZM234 128L235 129L238 128V124ZM234 128H233V131H235ZM206 129H207V131H206ZM48 130L49 129L47 128L45 132H47ZM54 130H53V132H54ZM115 130H116V132L114 133ZM180 130H181V132H178ZM126 131H127V133H125L123 138L120 139L122 141H120V140L117 141V143L114 144L115 145L114 148L115 147L117 148L118 145H120L121 143L123 144V143L126 142L125 141L126 136L131 134V130H130V133L128 132V130H126ZM69 132H71V133L69 134ZM111 132H113V133H111ZM175 132H176V134H175ZM201 132L203 134H201ZM208 132H210L211 134H209ZM57 133H58V135H59V133L61 135L58 137ZM77 134H78V136H77ZM146 134H147V136H146ZM46 136H49V135H46ZM52 136H54V135H52ZM232 136H233L232 134H228L226 136L227 142L228 141L230 142L232 140ZM38 137H39L38 141H37L36 137L33 138V135H29L28 139H30L31 142H34V143L37 141L39 145H42L41 134L38 135ZM106 137H109V138L106 139ZM163 139H164V142H163ZM39 140H41L40 143H39ZM134 142H136V141H134ZM161 142H163V144ZM150 143H152V144H150ZM202 144H203V146H202ZM131 145H132V143L130 145H128V147H130ZM199 147H201V150L197 154H194L193 157H192V153L195 152V150L197 148H199ZM65 148L66 147H62V150H59L57 153L52 154L50 159L51 160H57V158H59L61 156H64V155L66 157L70 156V157L73 158L74 157L72 155L73 152L69 151V153H68ZM97 148L98 147L95 145L94 148H93V152L92 153L98 152V156H101V158H103L102 157L103 153L101 151H98ZM28 149L30 150V148H28ZM121 151L122 150L119 149L117 154L119 155V153H121ZM212 151H214L213 153H215V155L212 154ZM26 152L27 151L24 150L23 153L21 155H17L16 158H13L15 155H8L7 153H5V155L3 156L5 158V165H6L5 170L7 169L9 172L7 173V175H5V177H3L2 184L0 185V193H3L4 191H6V192H4L3 194L0 195V199H1V201H0V204H1L0 205V217L5 213V214H8V216L10 215L9 216L10 218L8 220L0 221V232L1 233L4 232L3 228L7 227L6 226L7 224L12 223L13 221H17V220L21 219V222L23 223L22 224L23 226H25V224H26V226H29L28 227V232H27V234H29V235L26 234L25 235L26 237H24V238L22 236H20L19 233L17 232V231L20 230V227L19 228L18 227L17 228H15V227L11 228L12 230L10 229L11 231H10L9 234L13 233L11 235L12 236L14 235L15 236V237L13 236L14 238H16V239L20 238L18 241H20L22 239L23 242H26V239L27 238L29 239V236H30V238H32L33 240L29 239L30 242L28 243V245L30 247L33 245L32 249L37 244H41L42 245V243H44V242H41V241H43V240L47 241L46 244L44 243V245L40 249H37L36 251L35 250H31L32 254L28 253V254H30V256L37 255L40 259H43V257L45 258L48 255V253L47 254L46 253H40L41 250H43L44 247L47 248V244L49 245L51 242H54V243H51L53 247L49 246L51 248H48V251L51 252L52 250H55V246L54 245H57L59 243L58 241H60V240H58V241L56 240L57 242H55L54 239H52L53 238L52 235H54V233L57 230L60 231V230L65 229V228L66 229H70V227L78 229L77 227L80 226V225L82 226V227L80 226V228L85 227V228L82 229V232L85 231L83 233H87V231L89 230V232H88L89 234H87L86 237L89 238V239L91 238L90 240L98 239L99 237L102 236L103 233H105V231H110L109 232L110 233V238L118 237V235H120V234H126L125 240L129 241V244L127 246L124 245L126 248H124L123 250L135 249L138 246V244H140L142 241H146V238L148 236H150V233H148L142 238H139L137 240L134 239L136 237L137 233L139 231H141L142 228L145 227V225L138 226L136 228V230L133 231V232H129V230H128L129 227L135 225V222H136V220L139 217V215H132L131 217H128V213H130L132 209H137V206L140 204V202L138 201L139 202L138 203L136 201L133 204L131 203L132 205H126V204H128L129 202L132 201L133 195L129 196L131 194L127 195V197L125 196V198H123L124 200H122L121 203L118 202L121 197H123L127 192H129L127 186L126 187L124 186V188H125V189L123 188L124 190L120 189L123 186V184L125 183V177L126 176L120 178L121 182L120 181L116 182V186H115V188H113L114 192H111L112 195H110L109 198L114 196L115 194H117L119 192V190H120V193L117 194L115 199H113V203L111 205H109V208L107 210H105V212L103 213V216L102 217L98 216L99 218L96 217V218H93L91 220L92 215L89 217V216L85 215L84 212H82V210H79V208L81 206H85V205H83L81 203V201H82V199L85 196H87L88 189H89L88 185H89L90 181L87 180V184L84 185V183L80 179H78V177L76 175L71 173L70 170L64 168L62 162H59V161H63V158H61V160L58 161L59 164H57V165H59V167L54 168L55 170L52 169V170H49V171H44V170H40L39 168L36 169L37 167H35L33 165V163L32 164H30V163L27 164L30 161L31 158L28 159V157H26V155H27ZM61 153H63V154H61ZM156 156H158V157L156 159H154L153 163L151 164V162L149 160L151 158H153V157H156ZM214 156L217 157V159ZM227 157H229V155H227L226 158ZM263 157H264V155L262 156V158ZM22 158H23V160H22ZM95 158H94V161H95ZM181 158H182V160L180 162H176V161H178V159H181ZM214 158L216 160H214ZM223 158L225 159V157H223ZM99 160L97 159L98 162H99ZM212 160L214 162H212ZM220 161L221 160H219V162ZM135 164H137V163H132V166H134ZM248 164H250V165H248ZM253 164H255V162L254 163L251 162V163H247V164H242L241 166L239 164H236V165H238V167L237 166L236 167L233 166L234 171L233 170L231 171V169H233V168H231V166H230V167H228L227 172H226V170L225 171L223 170L226 167L225 168L221 167V168H219V170H220V172H222L221 170H223L225 172V173L222 172L223 174L221 173L222 175H225V177H221L220 179H215L214 181H212V183L209 182L210 184L206 183L208 181H206V182L204 181V184H206V185H205V187H204V185L201 186V187H204V188L199 191V193H201V195L204 197V200L202 202H200L199 204H197L196 205L197 207H193V206H192L193 208L191 207L194 212H195V210L197 211L198 209H200L199 214L194 216L190 220L189 216L191 215L192 212H190V214L188 216H186L189 213V211L185 210V211H187V214H186V212H184V210H182V213L184 212L185 215L183 213L182 220L177 222L175 219L179 215L181 216L182 213H181V211H180V213L178 211L174 212L172 214L171 218L164 223L166 225L163 224L162 227H165V229H162V231L158 232V234L156 233V237H157V238H155L156 241H157V239H159V237L160 238L164 237V236H167V237H165V239H163L161 242H159L158 246L156 248H153V250H154L153 253H152V254H154V255H152L154 257L153 264H161L162 262H167V264H188L187 261L189 259H195L196 256H200V255L203 256L204 253H206V249H207L209 244L215 245L216 249L217 248L220 249L219 250L220 251L219 255H221V257L222 256L225 257V255L227 257V255H228V259L226 260L227 262L225 264H234L236 261L237 262L240 261L243 258L242 254L245 251L244 249H246V248L243 247L241 249L242 251L239 253L240 249L239 250L237 249L238 250L237 251L235 249V248H237L236 247L237 245L235 246V244L237 243V241H238L237 239H239L240 236L243 237V235H246L247 233L251 232V227L253 226V222L256 221L255 219H257V216L261 215L264 212V200H263L264 199V191H263L264 190V182H262V184L259 185L257 188H251L250 191H249L250 193L254 194V196L251 197L248 201L246 200L247 204H245V205L247 206L249 204L248 206H250L249 208H251V210L248 211L249 214H246L247 211L244 210L242 213L240 212L241 214L240 213L237 214V212H236L231 217L225 216V214L222 213V212H220L221 214L219 213L220 214V216H219L218 213L217 214L215 213V210L218 208V206L215 207L214 203H216L217 201H221L220 204L222 203V204L225 205V204H227L228 200L230 202L235 197V195H237L238 197L244 195L245 194L244 190L247 187H243V186L239 187V185L236 184V182H239V180H237V179L234 180V178H232V176L235 174L234 172H236V173L237 172L238 173L243 172L245 169H249ZM87 165H89V164H87ZM148 165H150V166H148ZM104 166L105 165L101 163V164H99L98 167H96L93 170V172L91 171V173L93 174L92 177H96V175L98 176L99 171H101L102 168H104ZM158 166L160 168H158ZM123 167H124V165H123ZM260 167L264 168V163ZM156 168H158V170H154ZM219 170H217V172ZM193 172L194 171H191L190 173H193ZM203 173H205L206 175L203 174ZM105 174L106 173L101 175V177L98 176L97 177V181H95V183L92 184V186L90 188H91V190L93 192L95 190L100 189V188L103 187V184H104L105 181H103V183H102L101 179L104 177ZM109 177L106 179V181H110L111 180L112 177L111 176H109ZM173 177H176V176H173ZM231 178H232V182H231ZM151 179H153L154 181L151 180ZM170 180H172V179H169L167 181L168 185L171 184ZM254 180H255V178L252 181H254ZM149 181H152L151 184H149L150 183ZM224 182H228L229 184H225ZM97 183H100V184H97ZM117 183H118V185H117ZM216 183H220L222 185L221 186H217ZM133 184H136V182L135 181L132 182V185ZM207 184H209V185H207ZM224 184H225V186H224ZM215 185L218 187L219 190L216 191V189H214V188H217ZM233 186H237V189H236V187H233ZM104 187H105V185H104ZM142 187H143V189H141ZM231 187H233V188H231ZM241 187H242V189H241ZM229 188H231V189H229ZM234 189H236V190H234ZM237 190H240L238 192H241L240 193L241 195H238L235 192ZM233 192L236 193V194H234ZM259 194L262 195V198H261V195H259ZM177 195H180V194L177 193ZM41 196H43V197L41 198ZM51 196H53V197H51ZM100 196L101 195H99V197ZM180 196H182V195H180ZM220 196H221V198H220ZM255 196L257 198L256 199L257 200V204L259 202L263 201V203H262L263 206H261V203L259 204L260 206L258 205L259 209L257 207L256 208L253 207L256 204V200L254 198ZM47 197H49L51 199H49ZM40 198L42 200H44L43 201L44 204L42 203ZM55 198H57V202H58L57 204H61L62 206H66L67 203H69V205L71 204L70 206L72 208H74V213H73V214H75L74 217H73L72 213H70L71 212L70 209L62 208V210H60V212L62 211L61 212L62 214L59 213L60 215H58V218H57V220H55V223H53L52 220L49 221L51 219L50 217L54 216L55 213H53V214L50 213V216L47 215L48 214L47 213V208L49 207V205L47 206V204L53 202V204H50V205H55V203L53 201ZM260 198L262 199V201H259V200H261ZM96 199L97 198L94 197V196L91 197V202L94 203V201ZM175 201L176 200L172 201L171 205H169L170 209L174 206V202ZM249 201H250V203H249ZM39 203H42L43 205L39 204ZM45 204H46V206H44ZM117 204H119V205H117ZM175 204H176V202H175ZM116 205L118 206L117 210H119L120 213L117 214L118 216L117 215L115 216V215L111 214L110 215L111 217H109V221H110L109 225H111L112 222L115 220V223L113 224L114 228L113 229H110V228L102 229V228H100L99 225L104 223V221L108 217V214H110V211L113 210V208H115ZM31 207L33 209H35V207H38V210L39 209L42 210V211H40L39 214L34 216L35 217V219L33 218L34 220L33 219L32 220H28L29 216L31 218V215H30V212H31L30 208ZM41 207H42V209H41ZM100 207H101V205L99 204L98 207H96L95 209H98L100 211L101 210ZM219 208H220V206H219ZM223 208H225V207H223ZM44 209H46V210H44ZM204 209L206 211H204ZM256 209H257V211H255ZM75 210H76V212H75ZM190 211H191V209H190ZM252 211H255L256 214L255 213L254 214H250ZM80 212H81V214H80ZM213 212L215 213V215L213 214ZM80 215L81 216L84 215V216L80 217ZM206 215L207 216L211 215V216L207 217ZM235 215H237V217ZM244 215H245L247 220L249 218L248 217L249 215H253V218L250 216L252 218L251 219L252 221H250L251 224L249 222H246L245 225L243 226V228L240 227V226L236 227V225H234L235 222L237 223V222H240V221H244V219H245V217H243ZM20 216H22V217H20ZM46 216L47 217L49 216V217L47 218ZM70 216L73 217V218H70ZM18 217H20V218L17 219ZM75 217H77V218H75ZM87 217H88V219H87ZM26 218H27V220H26ZM82 218H85V219H83L84 221L82 220ZM123 219H125L124 222H123ZM187 219H188V221H186ZM197 221L199 222V225L194 227L192 225V223L194 224ZM228 221H229V223H228ZM43 222H46V223H43ZM83 222L87 224V228H86V225H84ZM187 222H188V224H187ZM157 223L161 224L160 221L156 222V223H154L153 228L155 226H158ZM184 223L187 224V225H184ZM61 225H63V227H61ZM58 226H60V227H58ZM189 227L190 228L193 227V229L189 230ZM244 227H247V228H244ZM30 228H31L32 231L30 230ZM55 228H56V231H55ZM174 228H176V229L178 228V229L176 230L175 233H173L171 235L170 234L168 235L169 232L172 233V230ZM86 229H88V230H86ZM47 230L50 231L51 233L48 232ZM263 230H264V227H263ZM228 231H229V233H228ZM46 233H47V236H46ZM196 233L198 235H196ZM37 234H39V236ZM224 234H226L227 236L224 235ZM235 234H236V237H238L237 239L235 238ZM36 236H38V237H36ZM34 237H36V238H34ZM44 237L47 240L44 239ZM233 237L237 241L235 243L232 242L233 245L230 244V246H227V248H225L226 245H224V244L227 243V241H229ZM51 239L53 241H51ZM175 241H179L180 242L179 246L178 245H173L172 246V244L175 243ZM262 245L264 246V242L262 243ZM29 246H27L25 248L26 249L30 248ZM263 246L260 247L259 249H261V250L264 249ZM91 247H92L91 244H87V245L85 244L83 249L87 250V249H89ZM180 247H183V249L180 250ZM93 248L94 247H92V249ZM163 248L166 250V252L162 251L163 252L162 253L161 250H164ZM188 248H189V250H188ZM249 249H251V248H249ZM143 250L144 249H142L141 251H143ZM231 251H232V253H230ZM138 253H140V252H138ZM229 253L231 255H229ZM247 253H250V254H247ZM138 255L139 254L136 253L133 256L131 255L128 258L133 260V259H136L138 257ZM244 255H245V253H244ZM175 256H178V257H175ZM252 256H253L252 251L251 252L246 251V256H244L245 261L250 260ZM24 258H25L24 260H26V259L29 258V256L25 255ZM33 258L35 260H33V262H31V264L39 263L38 261H40V260L38 258H36V257H33ZM172 258L174 259L173 263L171 261H169ZM91 259H92V263L91 264H94L95 263V259L93 257H91ZM34 261H36V262H34ZM168 261H169V263H168ZM40 262H42V261H40ZM263 262H260L258 264H264ZM205 263L206 264H210L212 262L209 261L208 263L207 262H205ZM205 263L203 262V264H205ZM189 264H191V263H189ZM196 264H202V263H198L197 262ZM242 264H244V263H242Z\"/></svg>", "mask_w": 264, "mask_h": 264}]
</instances>
